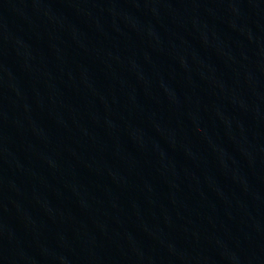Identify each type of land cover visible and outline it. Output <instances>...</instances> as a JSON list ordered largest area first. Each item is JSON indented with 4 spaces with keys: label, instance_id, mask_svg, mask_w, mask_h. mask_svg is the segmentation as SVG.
Returning a JSON list of instances; mask_svg holds the SVG:
<instances>
[{
    "label": "water",
    "instance_id": "1",
    "mask_svg": "<svg viewBox=\"0 0 264 264\" xmlns=\"http://www.w3.org/2000/svg\"><path fill=\"white\" fill-rule=\"evenodd\" d=\"M0 264H264V0H0Z\"/></svg>",
    "mask_w": 264,
    "mask_h": 264
}]
</instances>
